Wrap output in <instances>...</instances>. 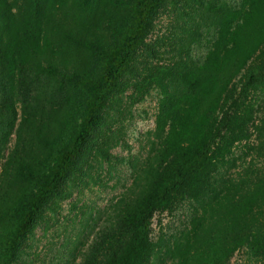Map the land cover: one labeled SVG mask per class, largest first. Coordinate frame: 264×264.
I'll list each match as a JSON object with an SVG mask.
<instances>
[{"label":"trees","instance_id":"obj_1","mask_svg":"<svg viewBox=\"0 0 264 264\" xmlns=\"http://www.w3.org/2000/svg\"><path fill=\"white\" fill-rule=\"evenodd\" d=\"M163 13L175 24L149 44ZM151 90L145 153L113 156ZM117 164L128 185L77 210L54 264H229L239 251L264 264V0H0V264H36L26 242L46 215ZM185 203L182 230L153 242V216Z\"/></svg>","mask_w":264,"mask_h":264},{"label":"rangeland","instance_id":"obj_2","mask_svg":"<svg viewBox=\"0 0 264 264\" xmlns=\"http://www.w3.org/2000/svg\"><path fill=\"white\" fill-rule=\"evenodd\" d=\"M156 22V29L148 37L147 43L151 44L158 39H167L169 28L174 26V16L163 13L159 15ZM159 59H167L168 55H164L167 48L162 45L156 47ZM131 92H127V96ZM159 95L156 90H151L139 103L135 104L125 115L122 122L123 128V144L112 150V155L118 158H127L129 155H143L145 144V135L154 129V120L157 114ZM119 167V168H118ZM118 169L117 177L105 184V186H91L83 188L80 194L76 192L71 199L61 204L58 216L50 218L47 214L48 225H41L36 229L33 238L26 242V252L30 255L37 254L36 264H54L52 259L55 244L59 243L64 235L70 237L76 229H79L78 219L76 220V212L84 205L89 208L93 207L98 210L105 208L108 201L119 195L128 185V171L120 164L116 165ZM99 182H103L104 178L100 175ZM76 201V202H75ZM74 206V207H73ZM189 205L187 203L177 206L171 211H162L156 213L150 223V238L153 242L158 241L161 236L169 239L173 235L182 230L183 224L186 222ZM78 213V212H77ZM51 220H50V219ZM90 241V239H89ZM90 243V242H89ZM88 243V244H89ZM79 262V259L77 260ZM229 264H252L247 260L243 251L235 253Z\"/></svg>","mask_w":264,"mask_h":264}]
</instances>
